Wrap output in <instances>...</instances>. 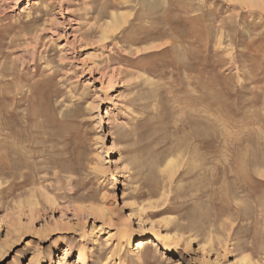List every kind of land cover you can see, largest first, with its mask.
Returning <instances> with one entry per match:
<instances>
[{"label": "rangeland", "instance_id": "374dc122", "mask_svg": "<svg viewBox=\"0 0 264 264\" xmlns=\"http://www.w3.org/2000/svg\"><path fill=\"white\" fill-rule=\"evenodd\" d=\"M0 124V264H264V0H0Z\"/></svg>", "mask_w": 264, "mask_h": 264}, {"label": "bare ground", "instance_id": "6f19581e", "mask_svg": "<svg viewBox=\"0 0 264 264\" xmlns=\"http://www.w3.org/2000/svg\"><path fill=\"white\" fill-rule=\"evenodd\" d=\"M140 1V0H139ZM236 1H240L242 4H246V6H252V7H254V5L255 4H257V2H258V0H236ZM163 2V1H162ZM170 3H172V2H170ZM164 7V6H163ZM171 8V7H170ZM135 13V12H134ZM130 15V14H129ZM168 15V14H167ZM111 20L110 21H108L107 23H106V26H105V31H106V29H107V27H110V28H113V30H115V29H119L122 25H124L126 22H127V17L126 16H124L123 14H120V15H118V14H114V13H112L111 14ZM104 31V32H105ZM122 32V31H121ZM105 34V33H104ZM103 34V35H104ZM199 88V87H198ZM202 96V95H201ZM209 96V95H208ZM198 97H199V95H198ZM201 98V97H200ZM199 98V99H200ZM203 98H204V96H203ZM202 98V100L204 101L205 99H203ZM210 99V98H209ZM214 101V100H213ZM212 101V102H213ZM198 102V101H197ZM214 104H216V107H217V105H219V102L218 103H213V105ZM204 105H206V104H204ZM208 105H209V103H208ZM208 105H206L205 107L207 108L208 107ZM212 106V105H211ZM204 107V108H205ZM221 107H222V105H221ZM204 108H202V109H204ZM215 108V107H214ZM213 108V109H214ZM221 109V108H220ZM211 109L209 108V111H210ZM205 111V110H204ZM193 113V112H192ZM191 113V114H192ZM204 113H207L206 111L204 112ZM212 113V112H211ZM187 114V113H186ZM215 114V113H214ZM214 114H212V115H210V114H208V116H205L204 114V116L205 117H207V123L206 122H204V123H202V125H203V131H197V132H199L198 134H196L195 136H196V138H199L200 139V142H199V146L204 150V154L203 155H210V156H213L214 154H215V152H216V150H217V133H216V131H215V126L217 125L218 126V122H219V119H218V117L216 116V115H214ZM190 115V114H189ZM8 116H10V115H8ZM23 117V116H22ZM30 117V116H29ZM25 117H23V119H24ZM199 119V118H198ZM205 120V121H206ZM1 125V124H0ZM8 129V128H7ZM225 141V140H224ZM6 144V143H5ZM14 145V144H13ZM222 145V144H221ZM8 146H9V144H8ZM12 146V145H11ZM10 147V146H9ZM8 147V148H9ZM223 147V146H222ZM6 148V147H5ZM12 148H14L13 146H12ZM10 149V148H9ZM11 150V149H10ZM15 150V149H14ZM6 151V150H5ZM223 153V152H222ZM202 154V153H201ZM223 161V160H222ZM206 162V161H205ZM213 162V161H212ZM211 162V163H212ZM224 163V162H223ZM229 163V162H228ZM176 164H177V159H175V158H169L167 161H166V164H165V169L166 170H171L172 168H174L175 166H176ZM203 165V164H202ZM212 166V165H211Z\"/></svg>", "mask_w": 264, "mask_h": 264}]
</instances>
